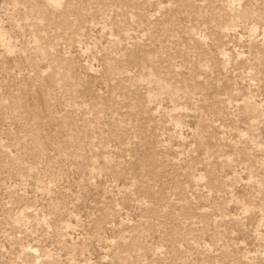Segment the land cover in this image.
<instances>
[{"label":"rangeland","instance_id":"374dc122","mask_svg":"<svg viewBox=\"0 0 264 264\" xmlns=\"http://www.w3.org/2000/svg\"><path fill=\"white\" fill-rule=\"evenodd\" d=\"M0 264H264V0H0Z\"/></svg>","mask_w":264,"mask_h":264},{"label":"bare ground","instance_id":"6f19581e","mask_svg":"<svg viewBox=\"0 0 264 264\" xmlns=\"http://www.w3.org/2000/svg\"><path fill=\"white\" fill-rule=\"evenodd\" d=\"M53 1V3H55V4H58L59 3V0H52Z\"/></svg>","mask_w":264,"mask_h":264}]
</instances>
